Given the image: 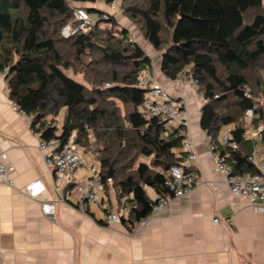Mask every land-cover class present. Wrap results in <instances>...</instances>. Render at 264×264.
I'll return each instance as SVG.
<instances>
[{
	"label": "trees",
	"instance_id": "obj_1",
	"mask_svg": "<svg viewBox=\"0 0 264 264\" xmlns=\"http://www.w3.org/2000/svg\"><path fill=\"white\" fill-rule=\"evenodd\" d=\"M95 1L0 0V71L9 98L31 115L41 139L64 143L73 133L85 153L95 145L105 188L127 197L134 221L150 212L151 195L166 189L170 166L181 163L184 129L146 114L139 73L151 68V58L128 40L125 25L85 7L98 12L91 28L61 35L64 24L76 23L73 3ZM119 8L160 52L165 77L189 67L204 100L199 125L222 153L219 133L230 126L240 142L247 108L251 122L264 125V0H120ZM261 139L264 148V128ZM228 153L233 171H256L239 149Z\"/></svg>",
	"mask_w": 264,
	"mask_h": 264
},
{
	"label": "crops",
	"instance_id": "obj_2",
	"mask_svg": "<svg viewBox=\"0 0 264 264\" xmlns=\"http://www.w3.org/2000/svg\"><path fill=\"white\" fill-rule=\"evenodd\" d=\"M158 54L140 80L160 83L188 110L184 135L195 157L187 160L182 147L181 162L197 185L188 197L173 198L137 232L122 221L106 223L97 206L82 213L73 200L63 199L65 190L43 160L31 115L13 107L5 76L0 75V151L12 182H0V264H264V211L253 210L231 194L225 175L214 169L206 132L199 125L204 100L198 98L201 92L189 67L169 79L161 72ZM261 73L264 77V70ZM244 122L246 130L236 148L248 155L256 147L264 157L262 139H253L250 121L245 117ZM224 149L228 155L229 148ZM89 163L87 156L86 164L75 172L76 181L87 173ZM35 180L44 190L32 198L23 188ZM104 194L110 200L117 198L111 186ZM50 199L55 201L52 217L40 206L41 200Z\"/></svg>",
	"mask_w": 264,
	"mask_h": 264
},
{
	"label": "built area",
	"instance_id": "obj_3",
	"mask_svg": "<svg viewBox=\"0 0 264 264\" xmlns=\"http://www.w3.org/2000/svg\"><path fill=\"white\" fill-rule=\"evenodd\" d=\"M76 23H66L61 27L64 37L74 34L77 31L86 32L94 23L89 12L85 7H76L73 12ZM106 17V13L101 14ZM128 40L134 41L132 35L128 34ZM2 72L0 71V75ZM180 76V75H179ZM196 85L197 81L192 80ZM141 86L146 89L143 106L148 116H158L170 126H181L184 131L188 126V110L181 99L172 98L167 90L158 82L140 80ZM108 85V83H106ZM245 94L249 96L248 90ZM202 99V93L198 94ZM264 100V98H263ZM13 107L17 105L13 103ZM245 117L250 121V136L255 139L262 138L263 123L253 124V108L245 110ZM228 128H223L218 135L219 142L226 148L235 149L237 142L230 137ZM34 131V130H32ZM39 136V149L42 157L49 169L55 173V180L61 184L65 190L63 199L72 201L75 207L82 213H87L91 206H97L103 213V219L110 224L115 221L124 222L125 226L137 232L150 224L151 217L157 215L171 202L173 198H186L190 195L193 188L197 185V179L181 162L170 166L164 181L165 190L151 195L152 205L150 212L137 219H128L130 206L126 196H121L110 200L105 191V182L101 173L99 161L90 162L87 165V173L81 180L76 181L75 172L86 164L87 155L75 142L72 133L64 143L57 140L46 141L40 138V133L34 131ZM207 135L208 150L211 153L214 169L225 175L226 183L231 194L243 198L248 206L255 211H264V157L258 148H253L247 155V160L255 164L256 171L235 172L227 164L226 155L222 153L212 142L210 135ZM192 146L191 141L184 137L182 147L188 152L187 160L195 157L189 151ZM5 155L0 151V182L11 184L9 177V167L4 161ZM44 190L43 184L35 180L26 184L23 188L24 193L32 198H37ZM40 206L43 214L52 217L55 211L54 200H41ZM217 218L214 219L217 222Z\"/></svg>",
	"mask_w": 264,
	"mask_h": 264
},
{
	"label": "rangeland",
	"instance_id": "obj_4",
	"mask_svg": "<svg viewBox=\"0 0 264 264\" xmlns=\"http://www.w3.org/2000/svg\"><path fill=\"white\" fill-rule=\"evenodd\" d=\"M119 2H120V0H115L112 3H108L106 0H96L95 2H92V3H90V2H84V3L76 2V3H73V6H75V7H93L96 10H99L103 13H106L107 16L111 15L112 17H114L117 26L120 27V26L125 25L126 28L128 29V34L132 35L134 41L139 43L141 48L155 62L158 58L159 51L153 49L152 46L144 39L138 24H136L132 21H128V18L122 13L121 9L119 8ZM89 15L94 21L97 20V18H98V12L97 11H92L89 13ZM102 26L106 27L108 25H102ZM60 32H61V30H60ZM61 35L63 36L62 33H61ZM98 57H99L98 53L95 52L92 54V58L98 59ZM117 68H120V67H117ZM187 68L188 67H186L184 69V72H186ZM148 71H150V70H148ZM65 72L67 74L71 75V71L66 70ZM141 72L139 73V77L142 76ZM74 78L80 79V77H77V76H74ZM257 98H261V97H257ZM117 104L119 105L120 110L123 112L125 110V106L122 104H119V103H117ZM63 118H64V111L61 110L59 115L57 116V119H56L57 125H59V126L61 125V123L63 122ZM91 138H92V135H91ZM95 149H96L95 145H92L90 152L92 154H94ZM88 152L86 155L88 156L89 161L90 162H94V161L97 162L98 161L97 155L96 154H94V155L88 154Z\"/></svg>",
	"mask_w": 264,
	"mask_h": 264
},
{
	"label": "water",
	"instance_id": "obj_5",
	"mask_svg": "<svg viewBox=\"0 0 264 264\" xmlns=\"http://www.w3.org/2000/svg\"><path fill=\"white\" fill-rule=\"evenodd\" d=\"M112 172H113L112 166H109V168H108V177L109 178L112 176Z\"/></svg>",
	"mask_w": 264,
	"mask_h": 264
}]
</instances>
